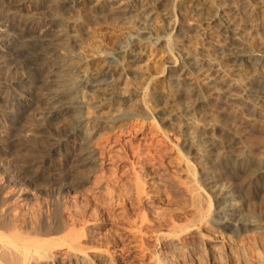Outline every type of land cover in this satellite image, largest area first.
<instances>
[{
	"label": "rangeland",
	"instance_id": "374dc122",
	"mask_svg": "<svg viewBox=\"0 0 264 264\" xmlns=\"http://www.w3.org/2000/svg\"><path fill=\"white\" fill-rule=\"evenodd\" d=\"M199 1L202 7L209 11L219 6L231 24L239 31L241 29L240 34L248 46L253 50L264 52V0ZM165 4L164 6L157 4L154 14L145 24L149 31L168 36L175 44L171 43L176 46L168 51L161 44L152 46L145 44L140 52V62L132 65L126 62V59L123 60L124 76L118 82L114 92L124 100H132L131 104H117L112 101L101 104L102 99L108 98L106 94L95 93L98 95L95 97L88 90L89 88H83L85 87L83 82L77 83L79 88L83 89L84 109L79 116L87 122L85 130L91 134V149L95 160L89 169L86 168L80 173L82 182L72 188L71 192L52 187L54 184L47 173H42L31 182L29 181L28 186L26 184L6 185L3 171L13 167L16 161L34 157L33 153H38L41 144L31 139L32 137L18 135L13 125L19 126L21 122L24 123V119L14 122V118L10 117L8 124L0 122V129H4V132L0 133V192L6 193L4 203L0 198V203L5 205H3V211H7L11 218L14 217L17 230L25 233L32 224L36 223V227L33 225L31 228L41 229L48 225L49 221L50 223L56 221L57 217L84 218L83 221L87 220V224L84 223L86 229L84 235H81L83 239L80 240L86 248V260H91L93 264H210L213 259L216 263L219 262L218 264H264V234L262 233L254 234V238H249L241 236L238 230L229 228L216 233L201 229L203 234L201 239L191 243L187 241L184 245L186 247L183 248L184 253L182 252L184 256L172 253L165 245V240L159 237L160 232L170 225L171 222L167 224L169 219L177 226L192 225L195 224L196 219L200 220L204 208L210 206L209 213L213 216L214 212L223 206L217 198V189L209 188L208 181L204 179L206 175L209 176L218 188L239 187L247 176L242 171L241 164L237 162L236 156L245 157L251 162L253 168L263 171L264 177V104L251 111L242 101L241 94L230 97L225 93L218 95L209 88L220 87L228 82V75L226 76L222 71L225 72L226 69L230 71L229 67L214 68L211 75L208 73V78L211 79L209 81L204 77V70L189 73L196 58L211 55L208 44L221 45L224 37L221 35L218 24H211L210 21L197 22L191 17L190 9L196 2L179 1L173 5L167 2ZM17 11H12L6 16L8 21L11 20L13 25L19 20L23 23L26 20L27 25H30H28V32H19L13 27L9 29L8 33L15 38L14 46L12 45L13 55H10L9 60L14 66L17 64L16 68L19 69L14 73L16 75L12 74L14 71L11 72L8 67L0 69V79L8 80L12 77L22 79L24 76L26 79L20 83L22 86L19 83L11 84L14 90L11 91L10 88L9 92L30 97L31 88L41 78L39 66L29 59L33 52L41 48V44L38 43H42L41 39L37 40L38 34L41 38L42 28H36L35 25L42 26L53 20H55L54 23L60 22L56 21V14L52 13V9L34 8L32 3H27L22 11ZM84 18L85 16H77V14L72 18L79 21V24L82 22V25L78 24L76 29L78 31L82 29L78 33L84 47H80L83 49L76 50L73 54L79 58L83 57V54H101L102 49L114 50L117 47H124L127 36L134 33L137 27L136 15L125 24L107 17L100 18L98 22L96 21V25H90L92 28L85 25L89 20ZM178 30L190 31L185 40L176 38ZM65 32L68 31L65 30ZM33 36L36 40L32 38ZM69 45L61 43L59 48H71L72 45ZM184 63H189V66H184ZM73 71V75L76 76ZM248 75L247 70L237 74V80L241 85L244 84L243 79L249 77ZM79 80L81 78H78ZM190 84L192 87L197 86V95L192 96ZM133 90L143 92L146 111L139 109L137 103L139 99L132 94ZM184 106L188 108L183 109ZM171 109H180L179 113L184 114L185 119L187 118L188 128L193 132L215 135L221 141V147L228 142L227 149L231 152L219 153L218 162L213 163L195 154V151H188V148L183 145L182 128L179 127L178 121H171V124L163 122L166 113ZM117 116H126V123L112 124V118ZM144 116L147 118L144 119ZM98 121H106L107 127L96 130L95 124ZM206 127L210 130L202 131ZM53 128H49L48 131L50 130L51 133ZM56 130L54 128L55 132L51 134H58L59 131ZM69 142L68 145L74 143L72 138ZM25 143L27 149L19 151L17 145L25 146ZM68 145H63L61 152L59 154L56 152L54 155L56 157L54 162H51L52 167H59V171L63 172V174L60 172L58 178L61 183L70 181V179L67 180L70 178L68 168L62 161L63 153L66 152ZM183 154H188V161L195 173L193 186L181 171L179 162ZM194 189L199 191V196L195 195L196 191H192ZM187 191H192L193 198L188 196L191 193L187 194ZM253 202L254 204L244 212L245 219H263L261 206L264 200L256 199ZM249 209H253V213ZM249 214H253L254 218ZM142 219L147 222L140 226L139 230H132L135 225H140ZM197 221L195 227L198 226ZM166 225L168 226L165 227ZM208 234H213L212 237L216 236L212 238ZM57 253H54L57 255L52 257L54 264L60 262L61 252ZM190 256L194 260H191ZM242 259L247 262L245 263Z\"/></svg>",
	"mask_w": 264,
	"mask_h": 264
},
{
	"label": "bare ground",
	"instance_id": "6f19581e",
	"mask_svg": "<svg viewBox=\"0 0 264 264\" xmlns=\"http://www.w3.org/2000/svg\"><path fill=\"white\" fill-rule=\"evenodd\" d=\"M179 1L196 2V4L190 9L191 17L197 22L206 23L207 21H210L211 24H218L221 35L224 37V41L221 43V45H215L214 43L208 44V49L211 55H203L202 57L196 58L194 65L189 70V73H197L201 70H204V77H206V80L209 81L211 79L208 78V73L211 75V73L214 72V68L219 66L222 69L229 67L230 71H227V69L225 72L222 71L226 76L228 75V82L220 87L213 86L209 88L213 89L214 93L218 95L225 93L230 97L241 94L243 97L242 101L247 105L248 110L251 111L255 108H258V106L262 103L264 104V52L253 50L248 46L240 34L242 32L241 29L239 31L238 28L231 24L230 20L225 15V12L219 6L214 7L213 11H209L208 9L206 10L202 7V3L199 0H0L1 70L8 67L11 72L14 71L12 73L14 74L19 69L16 68L17 64L14 66L11 64L13 62H10L9 60L10 55H13L12 45L15 42V38L12 36V34L8 33L9 29L13 27L19 30V32H28V25H30H27L25 22L26 20L24 23L19 22L20 18L18 19L19 21L17 20L18 23L12 25L10 22L11 20L8 21L6 18L8 14L10 15V13L15 10L22 11L26 7L27 3H32L34 8H45L47 10L52 9V13L56 14V21L60 22L54 23L55 20L52 19L53 21H46L47 23L42 26L35 25L37 26L36 28H42L41 32L43 33L40 35L41 38L38 36L39 34L37 35V40L38 38L41 39L42 43H38L41 44V48L37 49L39 51L35 50L36 52H33L34 54L30 55L29 59L39 66L38 69L41 71V78L37 81L34 87L31 88V93H29L30 97L25 95L22 97L21 95H14V93L9 92L10 88L11 91L12 89L14 90L11 84H20L24 79H26L24 76L22 79L18 77H12L8 80L3 78L0 79V122L8 124V118L10 117L14 118V122L24 119L25 121L24 123L21 122V125L19 124V126H16L15 123V125H13L15 127L14 129L17 130L16 132H18V135L20 134L25 137H32L31 139L41 144L38 148V153L35 152L37 153L36 155L33 153L34 157L16 161L13 167L3 171V178L6 181V185L19 186L20 184H26L28 186L29 181L31 182L42 173H47L49 175V179L51 178L54 184L52 187H58L60 190L66 192L70 191L72 188L78 186L82 182L80 173L84 171V169H89V167L93 165L95 156L91 149V134L85 130L87 127V122H85V119L82 116H79L82 114L81 110L84 109V106L82 105L83 89L79 88L77 83L83 82L85 85L83 88H89L88 90L94 94L95 97H98V95L95 93L106 94L108 98L102 99L101 104L109 101L115 102L117 104H131L130 102L132 100H124L122 97H118V95L114 92L118 82L123 79L124 76L123 73L125 66L122 64L123 60L126 59V62L131 63L132 65L140 62V52L142 51L141 49L145 44H148V46L161 44L168 51H171L172 47L176 46L173 45L175 43L171 41L168 36H161L149 31L145 22H148L147 20L154 14L155 6L157 4L164 6L166 5L165 2H167L173 5ZM76 14L77 16H85L84 19L89 20V22L86 24L83 21V24L89 26V28H92L90 27L91 24V26H94V24L96 25V21L100 18L107 17L111 20H118L120 23L125 24L136 15L137 27L134 33L127 36L128 39L126 38L127 42H125V46L123 45L124 47H117V49L114 50L102 49L101 54H83V57L80 54L81 57L79 58L73 54H75L74 52L76 50L83 49L80 47L84 46L81 43L82 39L80 38V33H78L81 32L82 29L80 31L76 29L79 21L72 19ZM62 23H66L67 25L65 24L64 26ZM65 30L68 32L66 33ZM189 32L178 30L176 38L185 40ZM34 37L35 36L32 38ZM31 41L32 39L30 42ZM171 42H173V44ZM61 43L63 45L70 44L72 46L71 48H59ZM35 44L37 45V43ZM56 53L57 55H55ZM31 66H33V64ZM184 66H189V63H184ZM31 68L29 69L31 70ZM244 70L248 71L249 77L243 79L244 84L241 85L237 80V74ZM72 71L76 73V76L73 75ZM78 78H81V80L78 81ZM232 82L234 83L231 84ZM196 87H189L192 96L197 95L198 93ZM132 94L139 99L137 102L139 109L146 111V105L143 100V92L133 90ZM185 108L188 107L184 106L183 109ZM179 110L180 109H171V111H168L166 113V117L163 119V122L171 124V121H178L179 127L182 128L183 145L188 148V151H195V154L197 153V155H200L205 160L213 163L218 162L219 153L222 152L223 154L231 152L227 149L228 142L225 143V146L221 147V141L215 135L211 134V131L209 132L210 134L205 132L199 134L190 130V128H188L189 125L187 118L185 119L184 114H180ZM146 118L147 117L144 116V119ZM125 121H127L126 116H117L111 120L112 124L114 125H123L126 123ZM105 126L106 121H98V123L95 124L96 130L104 129ZM51 127L56 128V131H59L58 134H51L52 132H55L54 128L51 133L49 132L50 130L48 131V129ZM3 130L4 129H0V133L4 132ZM207 130H210V128H203L202 131ZM14 133L12 134L14 135ZM10 137L12 136L10 135ZM71 138L73 139L74 143L72 145H68ZM33 140L31 141L33 142ZM26 143L24 144L25 146L16 144L19 147H17L19 151L27 149ZM63 145H68L66 152L64 151L65 153H63L64 160L62 161L64 162V166H67L68 168L67 170L70 178L67 180L70 179V181L61 183L58 181V178L60 172L62 171H59V167H52L51 162H54L53 160L56 158L54 155L56 152L58 154L61 152ZM236 157L237 162H239L242 166V171L247 176V179H245L239 187L227 186L218 188L213 184V179L209 176L206 175V179H204L208 181L207 184L210 186L209 188L217 189V198L223 203V206H221L218 211H215L213 216H211L209 213V206L208 208L203 209L204 213H202L200 216V220L198 219V221H200L199 224L196 219L198 225L197 227H195L196 221L194 222L195 224H186L185 226H177L175 225L176 223H172L173 221H170V219L169 222L167 221L168 223L166 222L168 225L170 222L171 223L169 226H165H168V228L163 229L160 232L159 237H161L162 240H165V245L170 248L172 253L183 255V248L185 247L184 245H186L187 241L191 243L194 240L196 242L199 238L201 239L203 236L201 229L210 230L211 232L216 233L229 228L232 230H238L241 236L249 238H254V234H264V218L261 220H256V218L255 220H252V218L251 220H248L245 219L246 215L244 214L248 207L254 204L253 201L256 199L264 200L263 171L253 168L251 162L245 159V157L242 155H238ZM179 163H181V171L184 173V176L190 180L193 186V182H195V173L188 161V154H183ZM188 191L187 194L191 193V195H188L191 198H193L192 191H196V194L193 193L195 195L199 194V191L195 189L190 192ZM137 192L140 193L139 190H137ZM4 194H6L4 191L0 192L2 203L5 202L3 201L5 198L4 196H6ZM2 203H0V264H54L55 261L53 262L52 257H55V255L58 254L57 252H61V256L59 258L60 262L58 264H93L91 260H86V248H84L82 245L83 242H81L83 239L81 238V235H84L83 233L86 229L84 223H86L87 220H84V222V218H71L72 216H70V218H59L56 216L58 219H55L56 221L52 220V223L49 221L48 225L45 227L43 226L44 228L41 227V229L37 228V230H35L34 227L31 228L34 225L32 224V226L29 227V229L31 228L30 231L28 229V231L26 230V233L22 232V230L19 232L20 230H17L18 227H15L16 223L14 224V220L16 219H14V217L11 218L7 211H3L4 204ZM262 205L261 211L264 215V204ZM250 210L251 209H249V211ZM252 210L251 212L253 213ZM145 222L147 221L142 219L140 221V225H135L134 229L132 230H139L140 226L145 224ZM41 224L37 225L40 227ZM34 226L36 227V223ZM209 235L210 234H208V236ZM211 235L213 236V234ZM195 244L196 243H194V245ZM234 251L236 252L237 250L234 249ZM54 253L57 254L54 255ZM190 258L191 260H194L191 256ZM242 260L246 263V260L248 259ZM249 261L248 263H250ZM218 263H216L214 259L210 261V264Z\"/></svg>",
	"mask_w": 264,
	"mask_h": 264
}]
</instances>
